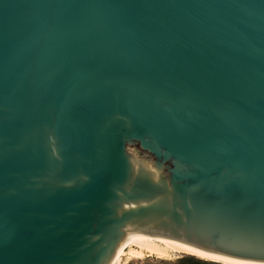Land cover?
Here are the masks:
<instances>
[{
    "label": "water",
    "instance_id": "water-1",
    "mask_svg": "<svg viewBox=\"0 0 264 264\" xmlns=\"http://www.w3.org/2000/svg\"><path fill=\"white\" fill-rule=\"evenodd\" d=\"M150 235L264 264V0H0V264Z\"/></svg>",
    "mask_w": 264,
    "mask_h": 264
},
{
    "label": "bare ground",
    "instance_id": "bare-ground-1",
    "mask_svg": "<svg viewBox=\"0 0 264 264\" xmlns=\"http://www.w3.org/2000/svg\"><path fill=\"white\" fill-rule=\"evenodd\" d=\"M181 254L191 255L199 259L220 264H256L234 261L223 257H220L221 259H217L219 256L202 252L174 238L160 235L146 236L129 244L120 253L113 264L118 263L123 256H127V259L143 258L149 255H156L159 258H171L172 256H178Z\"/></svg>",
    "mask_w": 264,
    "mask_h": 264
},
{
    "label": "rangeland",
    "instance_id": "rangeland-1",
    "mask_svg": "<svg viewBox=\"0 0 264 264\" xmlns=\"http://www.w3.org/2000/svg\"><path fill=\"white\" fill-rule=\"evenodd\" d=\"M196 262L207 263L211 261L199 259L197 257L185 254L172 256L171 258H159L156 255H149L143 258L134 259H127V256H123L122 259L116 264H195Z\"/></svg>",
    "mask_w": 264,
    "mask_h": 264
},
{
    "label": "trees",
    "instance_id": "trees-1",
    "mask_svg": "<svg viewBox=\"0 0 264 264\" xmlns=\"http://www.w3.org/2000/svg\"><path fill=\"white\" fill-rule=\"evenodd\" d=\"M195 264H220V263H216V262H214V263H212V262H196Z\"/></svg>",
    "mask_w": 264,
    "mask_h": 264
},
{
    "label": "snow or ice",
    "instance_id": "snow-or-ice-1",
    "mask_svg": "<svg viewBox=\"0 0 264 264\" xmlns=\"http://www.w3.org/2000/svg\"><path fill=\"white\" fill-rule=\"evenodd\" d=\"M217 259H221L220 257H217Z\"/></svg>",
    "mask_w": 264,
    "mask_h": 264
}]
</instances>
